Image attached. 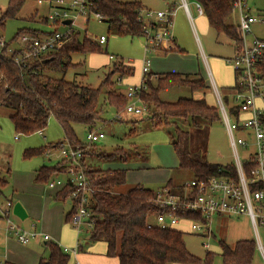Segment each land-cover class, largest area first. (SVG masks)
Segmentation results:
<instances>
[{"label":"rangeland","instance_id":"374dc122","mask_svg":"<svg viewBox=\"0 0 264 264\" xmlns=\"http://www.w3.org/2000/svg\"><path fill=\"white\" fill-rule=\"evenodd\" d=\"M119 1L141 2L146 10L153 13L169 12L170 4H174L172 32L174 42L180 47L181 52L174 51L175 49L169 51L161 46L157 47L156 50H147V47H150V40L146 35L132 37L110 33L105 22L99 21L94 15H91L88 25H86L85 18H80L76 21L75 28L82 35L86 34L92 41L104 36L107 39L106 44L101 45L99 51L93 54H73L72 63H74V66L65 71V74H61L59 73L61 71L57 70L47 72V75L56 79L65 77L67 81L99 88L106 75L113 69V63L122 59L124 64H130L134 68V74L119 80L122 73L117 72L112 80L116 82L117 91L126 96L130 86L141 84L144 76V64L147 60H150L149 69L152 73L184 74L189 75L191 79L202 78L208 86V90L197 92H193L187 87L173 88L161 93L163 101L174 103L180 98L205 99L209 106L218 108L217 88L225 106L230 109L235 95L232 88L235 83V73L230 63L234 56L235 43L224 33H217L211 28L207 16L198 14L193 1L188 0L192 19L188 17L186 10L180 6L181 0ZM8 3L9 0H0V18L6 12ZM247 9L257 18H263L264 0H247ZM53 11L54 7L49 8L47 4H39L38 1L34 0L27 1L15 18L5 21L4 28L0 29V42H4L11 48H17L19 44L14 38L20 30L53 31L52 28L42 24L43 17H48ZM152 19H155L154 15ZM238 22V12L232 11L226 19V24L237 26ZM62 31L63 28L60 29V32ZM252 31V34L248 36V40L255 37L264 39V25L256 23ZM1 50L2 47L0 46V52ZM110 55L116 59L114 61L110 60ZM150 79L155 81L156 76L150 75ZM212 80L217 84V86L215 85L216 88ZM105 97L106 93L103 90L99 106L104 110L103 118L105 121L98 124L96 128L104 133L105 138L93 144L94 146L89 145L87 141L89 128L82 125L74 127L77 137L86 145L84 147L86 150L90 147L96 153L110 154L118 148H123L130 151L131 159L123 162L104 159L95 154L86 157L85 161L88 166L99 171L126 169L127 183L120 188L121 192L128 190L137 183L155 190L157 187H161L163 184H157L154 187L147 186L150 184L144 183L143 177L150 178V173L154 176L163 174L168 179L165 183L171 180L175 186H181L193 179L191 173L181 171L178 168V159L171 145L174 126L154 128L150 113L134 115L127 114L124 110L119 111L121 122L114 121L118 113L116 109L105 103ZM12 112L13 110L8 107L0 106V176L7 177L9 183L3 196L0 197V208H3L8 200L13 203L19 202L20 199L17 193L21 192L23 199L33 205L35 210L39 209L40 211L37 217L31 215L24 221L11 215L10 219L15 225L24 230H31L32 226L36 225V230L39 233L44 232V230L46 233L47 229L51 241L61 248H74L82 245L85 253L94 251L96 254H103L106 244L104 242L91 243L89 228L81 227V229H78L72 223L66 221V215L72 208L71 201L56 202L48 199L50 206L47 209L42 206V202H44L47 195L43 194L44 191H34V187L38 186L33 179L35 171L43 166H55L60 161L59 151L51 150L49 155L46 151L43 154L38 153L30 157H27L25 152L65 142L62 128L55 118L51 117L42 134L37 132L32 135H18L9 117ZM174 121L180 128L189 130L190 149L194 152H200L209 163L224 166L235 164V155L223 119L214 124L207 123L200 128L190 127V122H185L183 119H174ZM244 135L239 131L235 133L237 138ZM247 142L249 147H238V154L241 158L254 153L255 147L252 145L254 140L250 138ZM8 170H10L9 173ZM54 177L65 179L66 174ZM42 185L50 190L48 184ZM40 188L43 189V187ZM54 191L56 190H51V193ZM4 222L0 225V233L4 232ZM211 229L215 238L209 239L201 234L185 233L184 240L189 251L197 257L203 258L207 252L213 253L215 264L222 263L219 244L221 240L229 245H234L240 239H253L256 241L253 225L246 216H217L212 221ZM259 233L264 243V228H261ZM206 244H209V247H206ZM29 247H36L40 258H48L49 251L45 247L43 239L32 240L28 245L19 243L15 245L16 251L20 253ZM7 255V246L0 244V259L5 261ZM75 263V258L71 257L70 264ZM25 264H28V262ZM254 264H264V258L260 251L256 253Z\"/></svg>","mask_w":264,"mask_h":264},{"label":"trees","instance_id":"16d2710c","mask_svg":"<svg viewBox=\"0 0 264 264\" xmlns=\"http://www.w3.org/2000/svg\"><path fill=\"white\" fill-rule=\"evenodd\" d=\"M29 0H9L6 12L0 18V29L5 21L15 18L25 3ZM41 1V0H34ZM203 5L204 15L207 16L211 28L217 33H224L235 44L239 42L235 26L227 25L226 19L232 13L231 0H191ZM90 15L99 14L102 22L108 25L109 32L116 35H130L141 37L145 35L146 25L142 19V12L146 9L141 2H122L119 0H91ZM173 6H170V10ZM42 24L47 25V17H43ZM39 29H23L18 32L14 40L18 41L23 35L40 36ZM45 33V32H44ZM47 33V32H46ZM100 44L93 42L76 31L69 41L58 51L46 55L41 59L18 66L12 60L18 52L9 55V45L5 44L0 52V106L13 110L10 119L18 135H32L43 131L54 117L63 130L65 141L74 147L84 150L83 166L94 192L91 194L89 210L94 219L90 230L91 243L104 242L107 246L106 256L117 258L119 264H215L214 254L207 252L203 258L192 254L184 240L185 232L177 229H161L153 224L155 217L161 212L156 204L159 190L145 187L141 184L130 187L121 192L120 188L127 183L125 169L93 170L86 164V157L97 154L104 159L127 162L131 159L129 150L118 148L110 154L96 153L94 149L84 148L77 137L74 127L82 125L89 129H96L103 123L104 110L100 108V97L105 90V103L117 113L125 111L129 102L127 95L116 89L113 77L121 72L122 80L134 74V68L125 65L122 59L113 63L99 88H92L77 82L67 81L65 77L53 78L47 75L50 71H61L65 74L74 66L72 55L93 54L99 51ZM175 50L181 49L177 46ZM119 68L120 71H119ZM123 71V72H122ZM260 71L264 76V60ZM147 76V90L141 93V99L148 105L150 118L154 128L174 126L171 135V145L178 159V168L193 175V178L209 179L215 176H226L229 172L235 176L232 165L209 163L200 152L190 149V132L176 125L174 119L190 122V127L200 128L221 119L219 108L209 106L205 99L180 98L174 103L163 101L160 94L164 91L187 87L191 91H206L208 86L202 78L191 79L189 75L161 74L152 81ZM234 90L238 88L235 76ZM225 97V96H224ZM114 121H120L115 119ZM51 144L38 150H27L25 155L30 157L43 154L57 148L59 144ZM91 146H94L93 144ZM67 168L66 160H60L53 167L43 166L37 170L36 183L48 184L51 180L64 175ZM247 173L249 172L246 169ZM10 170H8V173ZM7 177L0 176V197L8 187ZM186 184L175 186L171 180L160 190H168L174 196H183ZM74 186L68 184L55 194L56 202L71 201L70 196ZM66 215V221L71 222L76 214V207ZM189 219H200L191 213H183ZM151 225V227H149ZM215 238V236L213 235ZM221 247V264H254L258 252L253 239H242L229 245L225 241L219 242ZM49 251L48 258L41 257L38 264H70V256L52 241H45ZM5 264H15L5 262Z\"/></svg>","mask_w":264,"mask_h":264},{"label":"built area","instance_id":"2783aa9c","mask_svg":"<svg viewBox=\"0 0 264 264\" xmlns=\"http://www.w3.org/2000/svg\"><path fill=\"white\" fill-rule=\"evenodd\" d=\"M39 4H47L54 11L47 17V26L53 31L41 32L40 36L23 35L17 43L19 47L9 48V55L18 54L12 59L18 66L41 59L48 54L60 50L77 31L76 21L85 18L86 25L90 18L91 0H41ZM199 15H204L203 5L193 1ZM232 11L238 12L239 22L236 30L239 42L235 44L234 56L230 60L238 80V88L235 89L233 104L228 109L216 88L218 108L227 128L231 146L235 155V164H231L236 175L230 172L226 176H215L209 179L193 178L186 183L183 196H174L168 190H159L156 196V204L161 212L155 217L153 224L161 229H174L180 223H187L188 232L204 235L211 239L213 232L212 221L219 216H246L253 225L256 235L257 250L264 258V243L260 237V229L264 228V76L260 71L261 63L264 60V39L254 38L248 40L252 34V28L256 23L264 25V17L259 19L252 15L247 9V0H231ZM183 7L190 19L188 0H181ZM99 21L102 16L93 14ZM155 19H152V16ZM146 25L145 35L150 40L148 49L156 50L163 47L167 50H174L173 36V8L169 12L153 13L144 10L141 14ZM147 17V19H146ZM70 20L71 24L64 22ZM155 20V21H154ZM63 31L60 32V29ZM100 45L106 44L104 36L96 41ZM172 44V45H171ZM2 48L4 42H0ZM109 59L114 61L112 55ZM150 60H147L143 67V78L141 84L128 89L127 98L129 102L125 113L143 115L150 113L148 105L141 99V93L147 90V76L149 74ZM116 119H119V113ZM245 135L237 138L236 132ZM42 134V131H39ZM105 138L103 132L97 129H89L87 141L89 145L95 144ZM252 138L255 147L254 153L244 158L238 154V147H249L248 139ZM52 150L59 151V160H66V178H56L48 183L50 189L61 190L68 184L74 186L70 200L74 202L77 209L70 223L76 228H93L94 219L89 210L91 194L94 189L91 187L89 178L83 166L82 159L84 150L74 147L65 141ZM51 150L47 151L50 154ZM246 169L249 170L247 173ZM14 204L8 200L0 209L1 216L7 224V232L14 236L21 244H29L32 240L43 239L51 241L50 236L37 232L36 225L31 230H24L11 221ZM191 213L200 219H189L180 215ZM151 227V225L149 226ZM209 247V244L205 245ZM79 245L75 248L62 247L63 251L71 257H76ZM5 264V262H0ZM75 264H79L78 262Z\"/></svg>","mask_w":264,"mask_h":264},{"label":"crops","instance_id":"0c3cea01","mask_svg":"<svg viewBox=\"0 0 264 264\" xmlns=\"http://www.w3.org/2000/svg\"><path fill=\"white\" fill-rule=\"evenodd\" d=\"M170 6H173L174 7V4H170ZM146 8V7H145ZM170 9V7H169ZM204 16V15H203ZM155 21V20H154ZM89 23V22H88ZM88 25V24H87ZM43 32V31H41ZM49 33V32H47ZM175 44V42H174ZM177 47V45L175 44V48ZM180 48V47H179ZM174 51H177V50H174ZM151 64V63H150ZM125 65H130V64H125ZM131 66V65H130ZM150 67V66H149ZM149 74L151 75H161V74H166V73H161V72H156V73H152L150 72V69H149ZM148 74V75H149ZM169 74V73H168ZM184 75V74H183ZM214 80V79H213ZM215 85L217 86V84L215 83ZM235 85V83H234ZM233 85V86H234ZM132 87V86H130ZM129 87V88H130ZM134 87V86H133ZM231 87V86H230ZM223 88H228V87H223ZM160 98H161V94H160ZM99 129V128H98ZM97 129V130H98ZM100 132H102L101 130H99ZM126 170V169H125ZM36 172L37 170L35 171L34 173V177L33 179L35 180V176H36ZM150 178H144L143 177V181L145 184H150V185H147V186H154L156 187L155 185H159V184H163L161 185V187H157L156 190H160L161 188H163L167 183L166 180H168L166 178V176H163V174L161 176H154L152 173H150ZM168 182V181H167ZM165 183V184H164ZM38 186L36 185L34 187V191H44L43 194L44 195H47L44 202H42V206L46 207L48 209V206H50V200H53L55 201L54 197H55V194L57 193L58 189H55L56 191H54L53 193H51V190H54V189H50V190H47L44 185H42L41 183H37ZM141 183H137L136 185H139ZM41 185V186H40ZM40 187H43V189L41 190ZM150 188V187H149ZM22 193H17L18 195V198L20 199V203L24 206V208L26 209V212L28 214V218L32 215L33 217H37L39 215V209L38 210H35L33 208V205H30V203L27 202V200L23 199ZM49 196V197H48ZM49 199V201H48ZM14 205L16 203H13ZM1 209V208H0ZM53 209V208H52ZM3 221L4 222V219L2 218L1 216V211H0V225L3 224ZM2 223V224H1ZM5 223V228H4V232L0 233V241L1 243L0 244H5L7 246V251H8V257L5 259V261H2L0 259V262H12V263H15V264H25L26 262H28V264H30L32 262V264H37L39 263V260H40V255L39 253H37L36 251V247H29V248H26L24 252L20 253V252H17L16 249H15V245L16 243H19L21 244L14 236L10 235L8 232H7V224L6 222ZM175 229L177 230H181L185 233H189L188 232V225L187 223H180L178 227H176ZM42 234H46L48 236L49 233H48V230L46 229V233H45V230L44 232L42 231ZM51 238V237H50ZM16 242H15V241ZM40 240V239H39ZM242 240V239H240ZM44 241V240H43ZM239 241V240H238ZM237 242V241H236ZM21 245H24V244H21ZM28 245V244H26ZM44 245H45V241H44ZM77 247V246H76ZM75 248V247H74ZM94 249V248H92ZM104 250V248H103ZM106 250H107V246H106V249L103 251V254L100 253V254H96L94 253V251H92L91 253L88 252V253H85V250L84 248L82 247V245H79V248H78V253H77V256L75 257V262L79 263V264H119V261L117 258H112V257H108L106 256ZM38 260V261H37Z\"/></svg>","mask_w":264,"mask_h":264},{"label":"water","instance_id":"95a60500","mask_svg":"<svg viewBox=\"0 0 264 264\" xmlns=\"http://www.w3.org/2000/svg\"><path fill=\"white\" fill-rule=\"evenodd\" d=\"M65 25H69L71 24L70 20H67L64 22ZM13 215L15 217H17L18 219L24 221L28 218V214L26 212V209L24 208V206L20 203L17 202L14 207H13Z\"/></svg>","mask_w":264,"mask_h":264}]
</instances>
